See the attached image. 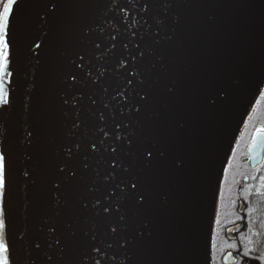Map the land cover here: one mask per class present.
Segmentation results:
<instances>
[{"label":"water","instance_id":"obj_1","mask_svg":"<svg viewBox=\"0 0 264 264\" xmlns=\"http://www.w3.org/2000/svg\"><path fill=\"white\" fill-rule=\"evenodd\" d=\"M14 13L11 104L0 108L8 164L0 207L15 264H91L100 258L93 243L112 244L101 249L102 264H210V183L264 69V0H19ZM116 159L123 167L106 181ZM244 163L252 171L264 164V133ZM120 180L137 183L125 190L134 195L121 199ZM249 184L245 176L241 188ZM107 191L116 193L111 201ZM97 199L100 208L111 203V215ZM243 229L229 227L227 239ZM237 263L233 252L222 258Z\"/></svg>","mask_w":264,"mask_h":264},{"label":"trees","instance_id":"obj_2","mask_svg":"<svg viewBox=\"0 0 264 264\" xmlns=\"http://www.w3.org/2000/svg\"><path fill=\"white\" fill-rule=\"evenodd\" d=\"M2 2L0 0V7ZM260 129H264V94L254 116L238 139L223 173L216 206L220 222L216 223V215L212 230L210 264H222V258L227 252L234 253L238 259L237 264H264V195H261L264 193V188L261 187L264 183L261 180L264 177V164L252 171L244 163L247 160L249 143ZM245 176H249L250 184L241 188ZM241 202L244 204L243 214L239 212ZM239 224L244 225L243 231L237 235L236 241H230L226 236L227 229ZM249 239L251 243H248ZM233 244L236 246L229 247ZM245 251L248 252L247 256L243 255Z\"/></svg>","mask_w":264,"mask_h":264},{"label":"snow or ice","instance_id":"obj_3","mask_svg":"<svg viewBox=\"0 0 264 264\" xmlns=\"http://www.w3.org/2000/svg\"><path fill=\"white\" fill-rule=\"evenodd\" d=\"M18 3H19V0H3L2 7H0V108L5 107V106H10L11 104L9 91H8V88L6 87V81H8L10 77H13V74L15 71L11 37L14 34V23H13L15 19L14 8L16 5H18ZM33 45H34V48L36 49L41 47V44L35 41L33 42ZM96 47L98 48L99 45H96ZM125 47H127V45H125ZM29 50L32 51V48L30 47ZM139 55L140 57H143L144 55L143 51H141ZM79 59L83 60L84 57L80 56ZM133 60L135 61L136 58L134 57ZM118 64L120 68H124L126 65V60L121 58ZM100 74L103 75V73H100ZM129 74L132 75V77L140 75L138 70H129ZM70 80L75 81L76 77L70 76ZM11 82L14 83L13 80ZM132 84H133V80L127 81L128 86H131ZM117 95H125V93L118 92ZM72 99L76 100V97H72ZM68 103H69V100H64V104H68ZM139 110H140L139 108L136 109V111H139ZM99 119L104 120V116L101 115ZM74 127H79V123L75 124ZM116 127L121 128L122 126L118 124L116 125ZM259 132L264 133V129H260ZM99 133H102L105 138L109 137V132L105 131L104 127L99 128ZM120 139H121L120 132H117L114 137V140L115 142H118L120 141ZM125 139H128V138L125 137ZM100 143L102 144L103 140H101ZM128 143L131 144L132 141L128 139ZM76 147L79 148V145H77ZM91 148L93 151H98L95 143L91 144ZM118 149H119L118 146L110 148V152L113 154V157L115 158H116V153ZM67 151L69 154H71L72 149L69 148L67 149ZM146 154L149 157L153 155L150 149L146 150ZM116 161L117 162H114L112 164V170L110 171V173L105 177L106 181L114 180L117 168L123 167L122 163L118 159H116ZM85 167H87V165H85ZM63 170H64L63 168L60 169V171H63ZM127 170H128L127 168H124V171H127ZM24 174L28 175L27 172H25ZM71 175L75 177L74 172L71 173ZM261 180L264 181V177H261ZM7 184H8V164H7L5 155L0 153V201H2L5 195ZM121 184L124 185V188L120 187ZM129 185H131V189L137 188V183L134 181H129L127 184H125L123 180H120L119 183L115 184V188L120 189L121 199L134 195V193H132L130 190L125 191L126 189H129ZM56 187L59 188L60 185L57 184ZM261 187L264 188V183H262ZM93 190L99 191V189H93ZM107 192L109 193V197H105V199L108 201H111L110 197L113 195H116V193L114 191H111V192L107 191ZM261 195H264V193H261ZM143 199H144L143 195H140L138 197V203L143 202ZM107 204L109 206H104L100 208L101 200L97 199L94 206H99L100 212H102L104 215L107 216V215H111L112 213L111 209H113L111 203H107ZM84 207H87V205H84ZM115 210L119 211V207H117ZM249 211L251 212L252 209H249ZM216 215H217L216 223L219 224L220 222L219 213L217 212ZM237 218L240 219V217H237ZM121 219H123V217H121ZM8 226L9 225L6 220L5 210L3 207H0V264H15V262L12 260V255H11L12 244L10 240L8 239ZM109 230L113 235H115L117 233L118 228L117 226L110 225ZM49 231L53 232L55 231V229L49 228ZM249 231H251V229H249ZM92 240L95 241L94 236L92 237ZM251 242H252L251 239H249L248 243H251ZM57 243H59V241ZM123 243L126 244L127 241H124ZM235 246L236 245L234 244L229 245V247H235ZM36 247L39 248L40 245L37 244ZM213 247H215V243H213ZM102 248L111 249L112 244L107 243L105 245L104 243H100L99 245H96L95 243H93V246L91 249L92 253L96 256H99L100 258L99 259L89 258L91 260V264H102V260H106L108 258L107 252H101ZM247 254H248L247 251L243 253V255L245 256H247Z\"/></svg>","mask_w":264,"mask_h":264},{"label":"rangeland","instance_id":"obj_4","mask_svg":"<svg viewBox=\"0 0 264 264\" xmlns=\"http://www.w3.org/2000/svg\"><path fill=\"white\" fill-rule=\"evenodd\" d=\"M264 94V69L252 86L249 94L244 100L234 123L232 124L229 133L223 142L216 161L214 174L210 183V191L208 195L206 208V225L210 235H212L213 226L216 217V206L219 197L220 183L228 164L230 155L232 154L238 139L243 134L247 124L251 121L254 113L257 110L261 96ZM260 127V126H259ZM257 133V132H256ZM255 133V134H256ZM252 137V140L255 136ZM250 141L249 145L251 144ZM249 148V147H248ZM248 151V150H247Z\"/></svg>","mask_w":264,"mask_h":264}]
</instances>
